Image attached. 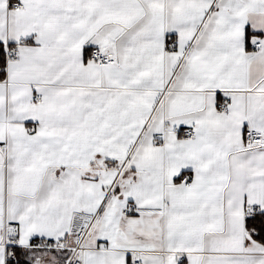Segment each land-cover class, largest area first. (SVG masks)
I'll return each mask as SVG.
<instances>
[{"label":"snow or ice","instance_id":"1","mask_svg":"<svg viewBox=\"0 0 264 264\" xmlns=\"http://www.w3.org/2000/svg\"><path fill=\"white\" fill-rule=\"evenodd\" d=\"M0 264H264V0H0Z\"/></svg>","mask_w":264,"mask_h":264}]
</instances>
